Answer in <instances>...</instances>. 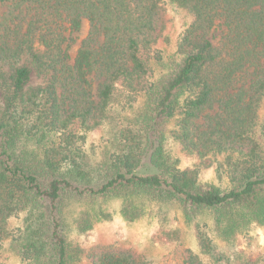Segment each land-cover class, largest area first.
<instances>
[{
    "label": "trees",
    "instance_id": "16d2710c",
    "mask_svg": "<svg viewBox=\"0 0 264 264\" xmlns=\"http://www.w3.org/2000/svg\"><path fill=\"white\" fill-rule=\"evenodd\" d=\"M168 4L189 16L170 57L160 43ZM0 5L7 8L0 13V256L11 219L23 215L16 238L30 264H154L130 249L72 243L70 200L87 207L120 199L127 221L145 216V201L176 203L190 222L210 214L236 248L224 254L199 229L202 254L215 263L264 264V251L239 248L241 237L264 226V0ZM84 20L89 31L73 58L72 34ZM165 62L170 70L156 77L155 63ZM30 64L46 76L43 86L29 87ZM120 91L127 105L143 98L141 112L122 134L121 151L91 175L82 146L111 116ZM169 132L202 168L216 164L229 187L201 182L199 166L180 168L166 151ZM89 209L77 215L81 233L110 217ZM180 264L206 263L187 249Z\"/></svg>",
    "mask_w": 264,
    "mask_h": 264
},
{
    "label": "rangeland",
    "instance_id": "374dc122",
    "mask_svg": "<svg viewBox=\"0 0 264 264\" xmlns=\"http://www.w3.org/2000/svg\"><path fill=\"white\" fill-rule=\"evenodd\" d=\"M167 8L166 29L163 32L167 39L165 41L164 39L160 40V43H162L161 48L165 50V55L170 57L176 50L177 37L183 30L184 23L189 20V16L183 9L174 8L171 4H168ZM6 9V5H0V13H3ZM89 26V21L84 20L80 31L72 34L75 38L70 48L73 58L77 53L81 40L87 35ZM69 34V31L64 32L66 36H69ZM213 34L215 36L213 41L217 44L221 30L213 32ZM30 65L33 67V72L29 87L43 86L47 81L46 76L39 72L35 65ZM169 70L170 66L166 62L155 63L156 77H160ZM126 101L125 94L122 91L118 92L114 111L110 113L111 116L105 124L87 135L82 150L83 159L88 164L86 170L91 175L96 173L91 170L92 168L101 166L113 154L121 151L124 146L122 142L124 131L135 129L131 123L135 122L137 113L141 112L143 98L140 97L137 102H132V105H127ZM259 113L260 118H264V104ZM174 125L175 120L170 124L171 130ZM165 147L169 157L176 161L180 168L199 166V180L201 182H212L224 189L229 187V179L226 175L217 173L216 164L206 169L202 168L195 157L182 150L180 144L172 137L170 132ZM86 208H91L89 210L92 215L100 208L104 209L110 217H104L101 220L94 219L93 227L87 232L81 233L77 229L76 218L79 211ZM120 209V199H111L87 207L70 200L67 204V222L71 228L70 238L72 243L81 246L85 250L99 244L130 249L146 257L154 264H180L187 249L199 254L206 264H224V262L215 263L201 253L199 229L206 232L217 249L224 254L231 255L236 248V246L221 238L210 214H203L197 220L190 222L186 221L176 203L145 201V216L139 220L127 221L121 216ZM22 225L23 215L11 219L9 236L6 237L1 251V264H30L22 257L20 241L16 238ZM239 243L241 244L239 248H247L257 253L263 252L264 226L257 228L252 239L251 237L249 239L241 237ZM248 244H250V247H248Z\"/></svg>",
    "mask_w": 264,
    "mask_h": 264
}]
</instances>
